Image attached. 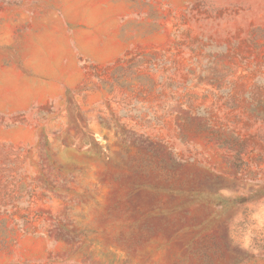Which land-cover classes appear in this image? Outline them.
I'll list each match as a JSON object with an SVG mask.
<instances>
[{"label":"rangeland","instance_id":"obj_1","mask_svg":"<svg viewBox=\"0 0 264 264\" xmlns=\"http://www.w3.org/2000/svg\"><path fill=\"white\" fill-rule=\"evenodd\" d=\"M0 264H264V0H0Z\"/></svg>","mask_w":264,"mask_h":264}]
</instances>
